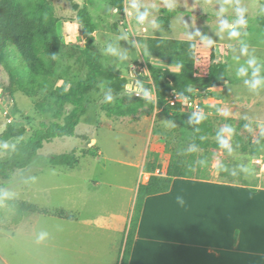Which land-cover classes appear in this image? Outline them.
Here are the masks:
<instances>
[{"label":"rangeland","instance_id":"rangeland-1","mask_svg":"<svg viewBox=\"0 0 264 264\" xmlns=\"http://www.w3.org/2000/svg\"><path fill=\"white\" fill-rule=\"evenodd\" d=\"M113 1L51 0L64 43L53 90H39L31 95L15 92L10 97V73L0 68V138L9 129L23 128V139L28 140L42 122L63 123L74 108L64 96L88 72L87 39L78 21L79 11L87 7L96 27L94 50L103 64L99 85L81 99L84 111L74 137L45 142L28 168L0 178V264H57V239L64 234L66 238L72 227L69 219L59 220L52 214L28 217L30 209L20 211L17 204L30 203L72 215L83 202L110 199L119 201L113 210L124 201L131 214V188L143 177L142 165L147 155L149 161L156 160L162 167L189 158L192 128L201 114L181 108L177 114L166 116L152 99L145 109L132 106L141 99L133 87L153 85L146 63L147 54L153 50L148 42L151 38H187L196 42L208 39L217 44L219 60L228 67L227 82L207 92L196 91L195 96L207 106L214 131L229 140L233 152L211 148L210 153L204 154L207 157L202 161L201 177L214 178L232 171L249 185L264 186V156L256 159L241 153L239 142L256 141L261 136L264 139V84L251 88L254 71L258 70L255 79L264 80V0H123L122 12ZM168 3L175 7L169 10ZM237 3L247 9L246 27L235 23ZM134 4L136 8L132 7ZM145 11L147 18L140 23L137 14ZM223 23L235 26L241 35L231 38L228 29L221 30ZM245 46L247 54L241 52ZM15 58H21L18 52ZM150 59L161 68L180 65L169 55H151ZM252 59L256 63L250 65L248 61ZM241 69L245 74H241ZM127 84L130 88L116 95L114 87ZM222 87L230 99L228 106L222 103ZM108 96L112 97L111 102ZM137 120L145 126L128 125ZM227 127L234 129L231 136L225 131ZM20 140L6 142V148L0 147V156H8ZM213 140L220 138L216 135ZM72 151H76L79 161L76 167L48 164L52 156ZM242 167L249 171H241ZM41 232L48 235L38 242Z\"/></svg>","mask_w":264,"mask_h":264},{"label":"trees","instance_id":"trees-1","mask_svg":"<svg viewBox=\"0 0 264 264\" xmlns=\"http://www.w3.org/2000/svg\"><path fill=\"white\" fill-rule=\"evenodd\" d=\"M115 6L122 12L123 0H114ZM78 21L82 27L86 41V78L80 80L76 87H71L64 98L74 105V108L65 116L63 123L51 122L40 124L28 140L23 137L26 129H9L0 138L1 143L21 139L12 148L6 157L0 156V178H9L15 171L28 168L43 149L45 142L57 138L74 137L80 124L84 106L81 99L99 85L100 73L103 70L101 57L95 52L96 27L91 20L87 7L78 13ZM59 20L51 0H0V68H6L10 73V97L15 92H24L31 95L39 90H53L59 59L64 48L62 37L57 30ZM164 23H161L163 25ZM94 33V35H93ZM153 48L147 54L146 63L153 85L144 87V92L151 95L135 101V109H145L152 99L156 108L164 115L173 116L181 110V106H171L170 100L175 96L187 97L196 91H209L212 88L225 85L228 77L226 64L217 61L215 45L206 46L204 42L182 41L162 38L148 40ZM156 46V47H155ZM20 59L15 58L16 53ZM151 55H169L180 63L176 68H161L151 62ZM53 56L56 59H53ZM25 66L27 69H25ZM127 86V87H126ZM131 85L115 88L116 95L120 91H127ZM195 121L192 132V146L188 159L183 162L172 161L165 173L155 175L162 166L157 161H147L145 172L151 173L149 181L140 184L132 213V221L121 264H128L134 244L136 230L139 224L144 201L147 197L167 193L172 187L174 178L207 179L201 177V165L211 148L227 149L220 146L213 137L221 134L214 131V123L210 115ZM241 153L258 158L264 156V139L259 137L253 141H242ZM232 149L229 154H232ZM79 161L76 151L54 155L48 164L51 166H67L74 168ZM221 182L249 186L248 181L240 175H233L232 171L221 172L218 176ZM16 207L23 211L29 208L31 213H40L36 206L23 203ZM47 214L46 211H43Z\"/></svg>","mask_w":264,"mask_h":264},{"label":"crops","instance_id":"crops-1","mask_svg":"<svg viewBox=\"0 0 264 264\" xmlns=\"http://www.w3.org/2000/svg\"><path fill=\"white\" fill-rule=\"evenodd\" d=\"M133 90L144 97V85ZM222 103L230 105L223 87ZM139 123L144 122L128 125ZM147 161L148 155L143 169ZM151 175L144 170L131 188L133 208L139 185ZM115 202L119 201H86L72 215L26 204L42 211L28 217L52 214L70 220L67 237H71L65 240L64 234L57 239V264H121L132 213L124 201L113 210ZM128 264H264V186L221 182L218 176L174 178L169 192L145 199Z\"/></svg>","mask_w":264,"mask_h":264},{"label":"clouds","instance_id":"clouds-1","mask_svg":"<svg viewBox=\"0 0 264 264\" xmlns=\"http://www.w3.org/2000/svg\"><path fill=\"white\" fill-rule=\"evenodd\" d=\"M132 7H133V8H136L137 6L134 4ZM167 7H168L169 10H172V9L175 7V5L172 4V3H168V4H167ZM235 11H236V13H237V19H236V22H235L236 25H239L240 27H246L247 24H248V21H247V19L245 18V14H246V12H247V9H246L245 7H243V6H241L239 3H237V6H236V8H235ZM126 12H127L128 15H131V12H128L127 9H126ZM147 15H148L147 11H145L144 13H139V12H138V14H137V19H138V21H139L140 23H143V21L147 18ZM73 27L76 28V26H73ZM185 27H186V26H185ZM186 28H187V27H186ZM224 29H228V30H229V33H228V34H229V36H230L231 38H238V37L241 35L240 31H238L237 28H236L235 26H230V25L227 24V23H223V24H222V29H221V30H224ZM93 35H94V33H93ZM197 35H199V33H197ZM202 39H203V38H202ZM64 42L67 43V41H64ZM204 43H205L206 46H211L213 42H212L211 40L205 39V40H204ZM241 52H242L243 54H247V47H246V46H245V47H242ZM53 59H56V57L53 56ZM248 63H249L250 65H252V64H255L256 61H255V59H252V60H249ZM179 67H180V65H176V66H175L176 70H178ZM257 72H258V70H256V71L253 72V77H254V79L251 81V88H252L253 90L257 89L259 86H261L262 84H264V80H261V79H255V77H256V75H257ZM241 74H242V75L245 74L243 69H241ZM245 83L248 84L249 82H248V81H245ZM138 86H139V85H138ZM126 87H127V86H126ZM143 95H144L145 98H147V97H149V96L151 95V93H149V92H144ZM107 100H108L109 102H111L112 97H111V96H108V97H107ZM182 103H188L187 98H183V99H182ZM190 106H191V105H190ZM217 111L219 112V111H221V110L218 109ZM222 114L225 115V116L228 115L227 112H223ZM202 118H203V117H199V116L196 117V119H197L198 122H199V120L202 119ZM245 127L247 128L248 126L245 125ZM225 131L229 134V136H231V134L234 132V129H233L232 127H227V128L225 129ZM219 142H220V146H221L222 148L227 149V150L229 151V153L231 152V147H230V144H229V140L221 138ZM7 146H8V145H7L6 143H5V144H0V147H4V148H6ZM241 171H243V172H248V171H249V168H247V167H242V168H241ZM233 175H235V173H233ZM181 202H182V201H181ZM47 235H48V234H47L46 232H41V233L39 234V236H38V242L43 241V240L47 237Z\"/></svg>","mask_w":264,"mask_h":264},{"label":"built area","instance_id":"built-area-1","mask_svg":"<svg viewBox=\"0 0 264 264\" xmlns=\"http://www.w3.org/2000/svg\"><path fill=\"white\" fill-rule=\"evenodd\" d=\"M137 96H139V94H137ZM183 98H187L188 103H182ZM170 105L171 106L180 105L182 109H188L197 114L207 115L206 113L207 106L198 97H196L195 94L187 97L175 96L170 100Z\"/></svg>","mask_w":264,"mask_h":264}]
</instances>
